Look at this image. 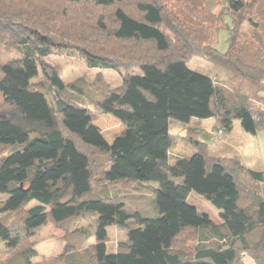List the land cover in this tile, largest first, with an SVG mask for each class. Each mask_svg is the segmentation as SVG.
<instances>
[{
    "label": "trees",
    "instance_id": "obj_1",
    "mask_svg": "<svg viewBox=\"0 0 264 264\" xmlns=\"http://www.w3.org/2000/svg\"><path fill=\"white\" fill-rule=\"evenodd\" d=\"M56 49L142 74L115 90L99 78L110 91L86 106L71 95L82 80L65 82L49 62ZM2 50L19 57L0 61V264H35L30 239L48 224L64 232V251L41 264H264V173L213 156L192 128L170 133L171 120L214 118L225 139L235 120L264 134V0H0ZM193 57L228 78L190 70ZM93 112L126 130L109 144ZM178 144L191 155L171 164ZM131 182H158L157 217L109 195ZM192 192L221 224L188 202ZM112 226L127 239L109 253Z\"/></svg>",
    "mask_w": 264,
    "mask_h": 264
},
{
    "label": "rangeland",
    "instance_id": "obj_2",
    "mask_svg": "<svg viewBox=\"0 0 264 264\" xmlns=\"http://www.w3.org/2000/svg\"><path fill=\"white\" fill-rule=\"evenodd\" d=\"M74 31V30H73ZM70 34L71 32L68 31ZM227 33L221 31L219 35V44L217 49L225 53L227 51ZM55 52L49 58V62L59 65L61 68V74L63 79L67 83H72L81 79L84 84L82 95L77 94V92H71L75 100H80L86 106H89L92 102V98L100 97L102 94H107V88H99L95 82L99 78L107 84L109 89H116L122 85L123 77L125 75H140L142 70L138 68H133L132 70H122L118 73L113 70H100L91 69L88 67L85 59L81 57L80 53L77 51H72L71 49L54 50ZM19 57V54L8 53L4 50L0 51V61H7L10 58ZM188 67L194 72H198L205 75L214 76L215 82L218 83L219 78L226 80L228 74L221 69L217 68L213 64L203 60L200 57H193L188 61ZM99 75V76H98ZM42 75L34 81L35 83L41 82ZM81 88L80 85H78ZM96 116V126L98 130L102 133L104 138L109 144H112L117 136L122 134L126 130V126L122 124L118 119L112 117L111 115H101L98 112H93ZM215 124V119H193L190 123H182L176 120L170 121V133L173 135H186L190 128L194 129L198 133V138L202 142H207L210 145V153L216 156H226L234 157V154H239L242 158L244 164L247 167L252 168L253 164L258 163V160H262L264 163V134L260 137L246 133L240 121H234L233 133L228 136V138H223L218 132H214L213 126ZM263 136V137H262ZM177 145L171 150L170 157L171 163L179 156H188L191 153L188 150L183 149L184 154H182V147ZM181 153V155H180ZM183 158V157H182ZM158 182H131L129 185H112L108 189V193L111 196L120 197L126 206L133 212H138L143 218H155L158 216L157 211L154 208L153 198L154 189L158 188ZM99 195V193H97ZM95 197V193L86 196L85 199H91ZM102 197V196H101ZM188 202L210 219V222L220 223L219 211L202 196L192 192L188 196ZM36 205L35 202L31 203L29 207ZM90 221L78 223V227L90 226ZM132 228L138 226V222L135 219L129 222ZM92 226V225H91ZM93 229V227H92ZM108 235L110 242L108 244V252L114 253L117 244L120 241L127 239L126 233L124 231H118L114 226L108 228ZM64 232L54 227L52 224H48L43 228L40 233L31 238L30 242L34 245L35 250L38 253L37 258L34 259L35 264L44 263L54 257L60 256L64 251ZM94 239V238H93ZM95 240V239H94ZM91 243V242H90ZM94 243V242H93ZM247 264H254V262L247 258Z\"/></svg>",
    "mask_w": 264,
    "mask_h": 264
},
{
    "label": "crops",
    "instance_id": "obj_3",
    "mask_svg": "<svg viewBox=\"0 0 264 264\" xmlns=\"http://www.w3.org/2000/svg\"><path fill=\"white\" fill-rule=\"evenodd\" d=\"M261 134H263V133H261ZM261 134H257V135H254V136H256V138H258V137H260L261 136ZM263 137V136H262ZM179 145V144H178ZM177 146V145H176ZM175 146V147H176ZM181 148V147H180ZM182 154H184V151H183V148H182V152H181ZM181 153H180V155H181ZM185 155V154H184ZM191 155V154H190ZM190 155H188V156H183V155H181V156H179L180 158L181 157H189ZM213 155V154H212ZM213 156H216V155H213ZM234 157H236L239 161H241L242 163H244L243 162V160H242V158H240L241 156H239V154L237 155V154H234ZM176 161V160H175ZM174 161V162H175ZM171 164H174V163H171ZM250 168V167H249ZM251 169H253V170H255V171H260V172H262V173H264V163L262 162V160H258V163H255V164H253V167L251 168ZM213 223V222H212ZM214 224H221V220H220V223H218V222H216V223H214ZM90 244H94L93 242H95V240L92 238L91 240H90Z\"/></svg>",
    "mask_w": 264,
    "mask_h": 264
}]
</instances>
